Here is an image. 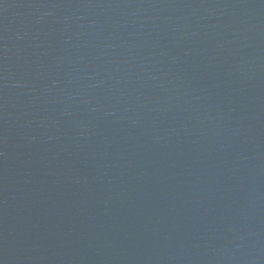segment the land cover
I'll use <instances>...</instances> for the list:
<instances>
[{
    "label": "water",
    "instance_id": "1",
    "mask_svg": "<svg viewBox=\"0 0 264 264\" xmlns=\"http://www.w3.org/2000/svg\"><path fill=\"white\" fill-rule=\"evenodd\" d=\"M0 264H264V0H0Z\"/></svg>",
    "mask_w": 264,
    "mask_h": 264
}]
</instances>
